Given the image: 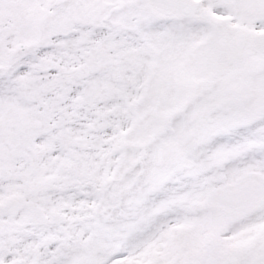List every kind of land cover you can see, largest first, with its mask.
Here are the masks:
<instances>
[{"label":"snow or ice","instance_id":"obj_1","mask_svg":"<svg viewBox=\"0 0 264 264\" xmlns=\"http://www.w3.org/2000/svg\"><path fill=\"white\" fill-rule=\"evenodd\" d=\"M0 264H264V0H0Z\"/></svg>","mask_w":264,"mask_h":264}]
</instances>
